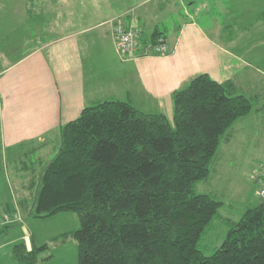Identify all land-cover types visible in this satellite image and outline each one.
<instances>
[{"label": "crops", "instance_id": "0c3cea01", "mask_svg": "<svg viewBox=\"0 0 264 264\" xmlns=\"http://www.w3.org/2000/svg\"><path fill=\"white\" fill-rule=\"evenodd\" d=\"M256 7L264 0H0V147L11 155L17 189L0 201V216L30 205L60 146L59 129L88 106L119 100L170 121L173 93L207 74L263 109L264 10L251 14ZM117 26L142 32L127 61L116 51ZM155 33L167 54L146 55Z\"/></svg>", "mask_w": 264, "mask_h": 264}, {"label": "trees", "instance_id": "16d2710c", "mask_svg": "<svg viewBox=\"0 0 264 264\" xmlns=\"http://www.w3.org/2000/svg\"><path fill=\"white\" fill-rule=\"evenodd\" d=\"M232 88L196 76L173 93L174 126L119 100L86 107L59 129L58 151L24 212L78 214L80 228L57 239L77 241L78 264H264V201L234 221L220 214L224 203L196 191L228 131L254 109ZM217 217L228 232L206 256L200 244ZM9 228H0V242ZM47 247L16 244L12 256L39 264Z\"/></svg>", "mask_w": 264, "mask_h": 264}, {"label": "rangeland", "instance_id": "374dc122", "mask_svg": "<svg viewBox=\"0 0 264 264\" xmlns=\"http://www.w3.org/2000/svg\"><path fill=\"white\" fill-rule=\"evenodd\" d=\"M252 1L254 5V0ZM259 10L261 13L264 7L254 8L251 14ZM259 13L254 15L253 19ZM236 16L241 18V12L238 11ZM251 19V16H248L247 20L251 21ZM257 27L255 25L249 30L254 31V38L259 36L256 35L258 34ZM260 45L261 43L254 46L261 48ZM117 54L119 55L118 51ZM250 96L254 105L253 111L246 118L237 120L233 128L228 131L232 134L228 142L222 143L213 160L209 178L199 182L196 186L198 193L211 195L224 203L225 206L220 210V214L234 221L242 218L247 206L258 205L264 201V196H262L264 182L258 184L256 181L257 172L264 167V108L256 112L261 101ZM170 123L174 126L173 119ZM33 158L35 155H29L30 160ZM10 159L11 155H6L0 147V201L4 203L8 201L7 195L11 199L12 192L17 190H12L10 187L12 176L9 171L14 167ZM24 211L20 210L18 214L15 212L6 214L13 219L8 225L10 228L2 236L0 242V264H19L12 256V249L20 243H25L27 247L31 245L34 248L48 246L47 250L40 255V258L46 259L40 261L39 264H78L77 241L72 237L65 241L57 240L61 239L62 235L80 228L78 214L64 212L47 218H36ZM4 216L5 214L0 218ZM227 230L228 228L218 217L213 221L212 228L204 234L200 244V249L206 256L213 255L216 248L221 246L226 238Z\"/></svg>", "mask_w": 264, "mask_h": 264}, {"label": "built area", "instance_id": "2783aa9c", "mask_svg": "<svg viewBox=\"0 0 264 264\" xmlns=\"http://www.w3.org/2000/svg\"><path fill=\"white\" fill-rule=\"evenodd\" d=\"M141 34V29L136 26L115 27L114 37L116 47L122 61H127L138 54ZM167 52L168 46L163 37H159L155 43L150 44L146 49V55H165ZM256 181L258 184L264 182V167L257 172ZM262 196H264V192H262ZM12 219L10 215H5L3 218H0V228L9 225Z\"/></svg>", "mask_w": 264, "mask_h": 264}]
</instances>
